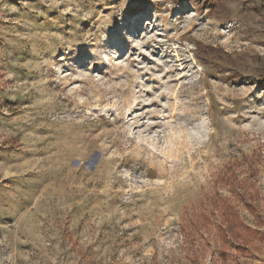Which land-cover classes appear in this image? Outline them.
I'll use <instances>...</instances> for the list:
<instances>
[{
    "label": "rangeland",
    "instance_id": "374dc122",
    "mask_svg": "<svg viewBox=\"0 0 264 264\" xmlns=\"http://www.w3.org/2000/svg\"><path fill=\"white\" fill-rule=\"evenodd\" d=\"M0 264H264V0H0Z\"/></svg>",
    "mask_w": 264,
    "mask_h": 264
},
{
    "label": "trees",
    "instance_id": "16d2710c",
    "mask_svg": "<svg viewBox=\"0 0 264 264\" xmlns=\"http://www.w3.org/2000/svg\"><path fill=\"white\" fill-rule=\"evenodd\" d=\"M235 191H237L235 189ZM234 191V195L235 196H239L238 194H236V192ZM233 192V191H232ZM231 202H228L226 204H224L222 206V209H223V216H226L229 220H230V224L225 227V228H221L222 232H223V243H228V234L230 235V237L234 236L237 238V235H238V225H239V215H240V212L235 209V206H232L230 205ZM245 207L248 209H250L251 213H254V207L252 206L251 202H246L245 203ZM260 217V216H259ZM261 219V217H260ZM233 220V222H232ZM237 221V222H236Z\"/></svg>",
    "mask_w": 264,
    "mask_h": 264
}]
</instances>
